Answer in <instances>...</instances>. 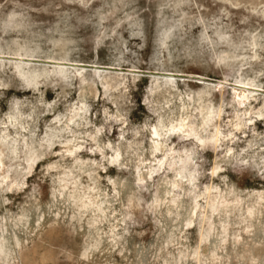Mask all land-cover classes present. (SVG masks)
Here are the masks:
<instances>
[{"label": "clouds", "instance_id": "clouds-1", "mask_svg": "<svg viewBox=\"0 0 264 264\" xmlns=\"http://www.w3.org/2000/svg\"><path fill=\"white\" fill-rule=\"evenodd\" d=\"M0 264H264V0H0Z\"/></svg>", "mask_w": 264, "mask_h": 264}]
</instances>
